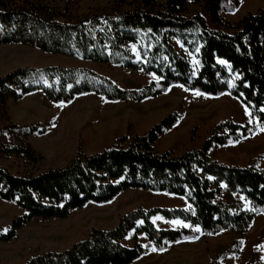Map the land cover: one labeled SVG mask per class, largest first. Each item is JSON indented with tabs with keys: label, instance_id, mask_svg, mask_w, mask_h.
I'll use <instances>...</instances> for the list:
<instances>
[{
	"label": "trees",
	"instance_id": "trees-1",
	"mask_svg": "<svg viewBox=\"0 0 264 264\" xmlns=\"http://www.w3.org/2000/svg\"><path fill=\"white\" fill-rule=\"evenodd\" d=\"M74 3L0 0V45L112 64L154 79L139 90H126L86 68L14 70L0 77V155L31 164L41 161L27 138L44 129L37 123L13 124L7 107L9 100L16 102L37 92L52 103H70L83 95L114 103H140L159 97L170 87L183 86L209 97L227 93L256 121L237 125L226 119L199 149L173 156L155 148L158 137L177 122L172 112L142 136L126 134L114 146L90 155L77 150L61 168L16 175L0 165V200L23 212L8 231L0 230V243L12 241L32 220H64L72 211L109 203L128 190L182 198L188 207H139L120 217L112 229L91 230L70 248L30 257L23 264H132L149 252L138 242L140 234L153 244L154 251L161 252L169 243L195 238V227L213 236L245 233L256 216L264 214V169L259 170L254 162L245 167L225 165L210 159L209 151L264 128V112L260 111L264 109V7L232 23L225 18L237 7L231 0H112L109 6L80 16L73 15ZM192 6L198 7L193 14ZM175 42L198 63L193 66L176 50ZM219 60H226L228 66ZM222 186L230 196L229 204L220 200ZM157 216L180 220L190 228L159 230L152 222ZM131 232L133 245L127 247L123 241ZM219 259L211 258L209 264H219Z\"/></svg>",
	"mask_w": 264,
	"mask_h": 264
},
{
	"label": "rangeland",
	"instance_id": "rangeland-1",
	"mask_svg": "<svg viewBox=\"0 0 264 264\" xmlns=\"http://www.w3.org/2000/svg\"><path fill=\"white\" fill-rule=\"evenodd\" d=\"M240 1L242 4L249 1V13L264 7V0ZM75 2L72 6L73 15L80 16L107 7L112 0ZM231 2L238 7V0ZM196 11L198 7L190 8L191 14ZM241 11L246 12L244 9ZM175 48L195 65L194 55L184 50L178 42H175ZM46 66L86 68L126 90H139L154 79L153 76L123 70L112 64L102 65L48 55L20 45H0V77L23 67L39 69ZM221 96L197 95L180 86L170 87L159 97L140 103H114L94 95H83L65 104L52 103L41 92L25 95L16 102L11 100L9 107L7 103L8 114L13 124L37 123L40 129H44V132H36L27 138V142L42 159L37 164H31L22 158L0 155V165L16 175L38 174L61 168L67 165L77 150L90 155L114 146L117 139L126 134L129 138L142 136L172 112L177 114V122L172 129L158 137L155 148L158 152L170 151L173 156H179L186 151L199 149L214 127L226 120L225 109L229 105L231 107L233 102L228 98L221 99ZM122 146L126 147L127 143ZM221 147H217L212 154L216 157L215 161L238 167L254 162L259 170L264 169V132H258L251 140L235 147ZM234 198L242 200L238 195H234ZM220 200L225 204L231 201L225 191H222ZM139 207L188 206L183 199L164 193L128 190L109 203L88 204L81 210L72 211L64 220H32L17 231L12 241L0 243V264H23L30 257L68 249L84 240L91 230L112 229L120 217ZM22 213L14 204L0 200V230L3 233L8 231L12 221ZM201 241L206 247L209 261L220 257L219 264H264V247H258L264 246V214L257 215L249 229L240 236L228 232L204 237ZM123 244L132 245V236H128ZM211 248L215 251L211 252Z\"/></svg>",
	"mask_w": 264,
	"mask_h": 264
},
{
	"label": "crops",
	"instance_id": "crops-1",
	"mask_svg": "<svg viewBox=\"0 0 264 264\" xmlns=\"http://www.w3.org/2000/svg\"><path fill=\"white\" fill-rule=\"evenodd\" d=\"M238 1H239V5L234 10V12L225 15V18L229 22H232V23L237 22L240 18H242L247 13H249V12H247L250 9L249 8L250 7L249 1L245 2V4H242V2L240 0H238ZM240 2H241V4H240ZM242 9H244L246 12L242 13V11H241ZM224 66H228V65H224ZM37 93H40V92H37ZM37 93H33V94H29V95L32 96V95L37 94ZM226 98L230 99L233 102V105L231 107L229 105L228 107H226L227 109H225V113L227 114L226 119H231L232 122L237 124V125H246V124L255 123L256 120L253 119L250 112L248 111V109L245 106H243L237 100L233 99L227 93H225L221 96V99H226ZM10 101L11 100L8 101V107H9ZM25 124L17 123L16 125L20 126V125H25ZM258 132H264V131L258 130L252 136L243 137L238 142H236L234 144H230V145H226V146H222V147L223 148L235 147L240 143L241 144L245 143L246 141H249L254 136H256V134ZM218 148H220V147H218ZM218 148L213 147L209 151V157L216 160V157L212 156V154L216 151L215 149H218ZM222 191H225L226 194H228L225 186H222ZM233 198H234V196H233ZM157 217H159V216H157ZM157 217H154L152 222L155 220V223L153 222V224L159 230H181V229H189L190 228V227H184L182 224L171 223V221H174V220L167 221L161 217H159L160 219H156ZM183 224H186V223L183 222ZM195 228H193L194 231H195ZM224 233H228V232H221L217 235L224 234ZM133 234L134 233L131 232L130 235H128V236H133ZM210 236H213V235H206V234L201 233V231H199V232H197L196 237L191 239V240L177 242V243H169L165 250H163L161 252H156L153 250V244L143 234H140L137 236L138 242L144 248L149 250V252L146 255L142 256L140 259L133 262L132 264H208V261H209V257L207 255L208 253L206 252V250H205L206 247H205L204 243H202L201 239H203L204 237H210ZM214 236H216V235H214ZM237 239H239V238H237ZM132 245L128 244L125 246L131 247ZM145 245L147 247H145ZM212 250L215 251L214 248H211V252H213Z\"/></svg>",
	"mask_w": 264,
	"mask_h": 264
},
{
	"label": "snow or ice",
	"instance_id": "snow-or-ice-1",
	"mask_svg": "<svg viewBox=\"0 0 264 264\" xmlns=\"http://www.w3.org/2000/svg\"><path fill=\"white\" fill-rule=\"evenodd\" d=\"M197 52H199V49L197 48L196 49ZM194 63H198V61H193ZM218 63H220L221 65H227V61L226 60H219ZM230 67V66H229ZM230 87L232 86L231 84L229 85ZM183 87V86H181ZM200 93L197 92V95H199ZM260 111L264 112V109H260ZM261 131H264V128L261 129ZM209 179H212V177H209ZM193 215H195V213L193 212ZM156 219H160L159 217H157ZM155 223V220L153 221ZM141 224L143 223V221L140 222ZM171 223H174V224H182L184 227H190V225H187V224H183L182 221L180 220H174V221H171ZM201 229L199 227H196L195 228V231L199 232ZM6 231V230H5ZM145 247H147L145 245ZM258 247H264V246H258ZM155 250V249H153ZM262 259H264V257H262Z\"/></svg>",
	"mask_w": 264,
	"mask_h": 264
}]
</instances>
